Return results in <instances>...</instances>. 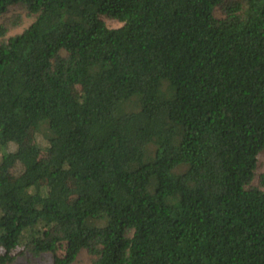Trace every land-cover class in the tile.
<instances>
[{"label": "trees", "instance_id": "1", "mask_svg": "<svg viewBox=\"0 0 264 264\" xmlns=\"http://www.w3.org/2000/svg\"><path fill=\"white\" fill-rule=\"evenodd\" d=\"M222 1L0 0V264H264V0Z\"/></svg>", "mask_w": 264, "mask_h": 264}, {"label": "rangeland", "instance_id": "2", "mask_svg": "<svg viewBox=\"0 0 264 264\" xmlns=\"http://www.w3.org/2000/svg\"><path fill=\"white\" fill-rule=\"evenodd\" d=\"M246 0H223L222 3L215 9L214 16L223 20L227 17L240 13L241 10L244 9ZM102 19L105 21L108 27L110 28H119L122 26V23L119 21L109 18L107 16H102ZM35 20V16L31 15L27 12V10L23 9L21 6H13L3 15H0V23L6 24L8 27V32L5 35V39L22 33L26 28H28L33 21ZM65 54V53H64ZM81 92L80 87H75L73 89V93L79 94ZM34 142L33 138L30 137L27 141L28 144H32ZM39 144L42 147H46L47 143L41 138L38 140ZM15 147H12L14 149ZM1 156V150H0ZM22 171L21 166H17L12 170L11 176H17ZM264 174V151L258 155V167L255 172V178L252 182V186L260 185V177ZM264 190V187H263ZM64 244L57 245L55 249L56 255H62L64 253ZM16 255V262L21 264H53L54 254L44 253L39 256H33L28 252H24V245L18 247L14 252ZM94 257H92L86 250L82 251L77 260L73 264H93Z\"/></svg>", "mask_w": 264, "mask_h": 264}]
</instances>
